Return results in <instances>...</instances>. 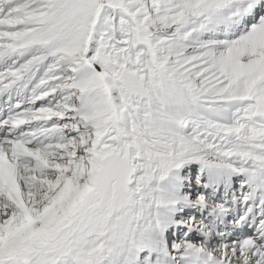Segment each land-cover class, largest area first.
<instances>
[{
    "label": "snow or ice",
    "instance_id": "snow-or-ice-1",
    "mask_svg": "<svg viewBox=\"0 0 264 264\" xmlns=\"http://www.w3.org/2000/svg\"><path fill=\"white\" fill-rule=\"evenodd\" d=\"M0 264H264V0H0Z\"/></svg>",
    "mask_w": 264,
    "mask_h": 264
}]
</instances>
